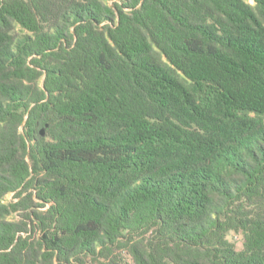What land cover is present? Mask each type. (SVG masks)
I'll list each match as a JSON object with an SVG mask.
<instances>
[{"label": "trees", "instance_id": "trees-1", "mask_svg": "<svg viewBox=\"0 0 264 264\" xmlns=\"http://www.w3.org/2000/svg\"><path fill=\"white\" fill-rule=\"evenodd\" d=\"M0 264H264V0H0Z\"/></svg>", "mask_w": 264, "mask_h": 264}, {"label": "water", "instance_id": "water-1", "mask_svg": "<svg viewBox=\"0 0 264 264\" xmlns=\"http://www.w3.org/2000/svg\"><path fill=\"white\" fill-rule=\"evenodd\" d=\"M41 133L44 134V130H42Z\"/></svg>", "mask_w": 264, "mask_h": 264}, {"label": "rangeland", "instance_id": "rangeland-1", "mask_svg": "<svg viewBox=\"0 0 264 264\" xmlns=\"http://www.w3.org/2000/svg\"><path fill=\"white\" fill-rule=\"evenodd\" d=\"M241 245V243L240 244H238V246H240Z\"/></svg>", "mask_w": 264, "mask_h": 264}]
</instances>
